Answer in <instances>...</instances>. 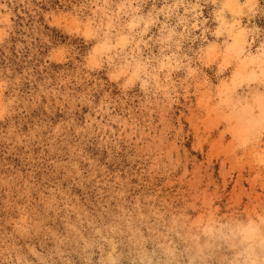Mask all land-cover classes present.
I'll list each match as a JSON object with an SVG mask.
<instances>
[{"label":"clouds","instance_id":"obj_1","mask_svg":"<svg viewBox=\"0 0 264 264\" xmlns=\"http://www.w3.org/2000/svg\"><path fill=\"white\" fill-rule=\"evenodd\" d=\"M13 45L0 264H264V0H0Z\"/></svg>","mask_w":264,"mask_h":264},{"label":"rangeland","instance_id":"obj_2","mask_svg":"<svg viewBox=\"0 0 264 264\" xmlns=\"http://www.w3.org/2000/svg\"><path fill=\"white\" fill-rule=\"evenodd\" d=\"M12 50L10 51L7 47H0V71L6 73H13L17 65L20 64V54L21 49L16 48L14 45L11 46ZM23 74V73H19Z\"/></svg>","mask_w":264,"mask_h":264}]
</instances>
